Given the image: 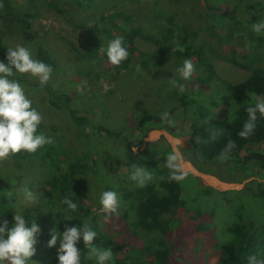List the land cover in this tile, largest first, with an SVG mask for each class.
<instances>
[{
	"label": "trees",
	"instance_id": "1",
	"mask_svg": "<svg viewBox=\"0 0 264 264\" xmlns=\"http://www.w3.org/2000/svg\"><path fill=\"white\" fill-rule=\"evenodd\" d=\"M72 1L77 6H89L96 0ZM109 1L112 3L111 0ZM128 2L131 8H126ZM116 9H119V13L115 20H110L108 13L102 11L86 29L92 47L95 49L101 47L105 41L116 38L115 35L124 34L125 37L133 39H144L153 43L157 49L154 56H148L150 59L146 63L134 62L133 72L147 69L146 66L152 58L159 64L164 62L167 69L169 67L176 70L182 66L185 59H191L196 66L193 76L195 78L192 77L190 81L183 80L180 84L184 85V91L177 90L176 95L167 101L163 100V97L156 96L149 88L142 89L139 94L133 93L134 100L131 103H135L132 115L134 130L131 132L130 129L115 130L103 124L94 127L100 135L107 136L113 141L123 142L121 148L130 165H140L144 159L154 158L158 152L165 162L158 185L138 188L132 194L130 208L134 215L130 222L132 224L133 221L134 224L131 233L142 242L137 244L125 240L117 242L110 233L103 232L97 222L99 214H95L90 222L87 221L94 210L101 209L100 200L94 193L98 189L94 177L97 173L96 168L93 163L88 162V159L92 158L90 152H93L89 128L94 122L86 113L89 111L97 114L98 109L94 106H91L90 110L84 109L77 101V94L68 90L58 91L51 81L41 87L38 78L30 74L17 73L11 77L23 86L34 108L35 102L43 99L46 105H50L53 109L65 111L69 120L78 127L79 136L85 137V140H79L85 146L82 149L70 144L66 136L57 138L40 124L38 133L43 132L46 136L52 137L55 143L45 145L35 153L21 151L12 155L15 159L36 165L43 177L40 182L44 187L48 206L27 208L23 214L27 227H30L33 221L40 229L42 223L48 224L49 231L46 233L42 231L47 239L43 237L42 232L37 236L35 254L45 253L50 256L53 264H59L57 258L59 240L56 246L48 247L47 242L51 239L49 233L53 231L59 237L66 226L83 227L86 223L97 233L93 245L112 250L114 259L107 264H176L173 257V238L174 230L179 224L174 219V213L181 207L188 209L183 205V201L190 204L201 197V194L195 197L199 192L196 188L190 187L191 182L197 183L200 189L207 187H204L193 173L184 172L178 162L179 171L185 174L184 179L190 180L189 185H185L187 182L183 183L185 180L177 182L169 179L170 169L166 166V158L173 153V150L165 138L149 142L145 149L132 151L154 128H166L174 135H192L185 158L202 171H210L211 164L227 163L226 167L229 171H232L229 167L234 166L238 170L252 174V166L257 164L262 170L258 169V174L264 173V149L253 148L264 143V117L257 113L256 128L247 139L238 135L248 119L246 109L254 106L259 96L264 95V63L260 61L264 56L258 60L257 65L246 78L232 82L218 75L206 53L209 43L213 44V40L218 38L223 39L219 37L220 35L228 40L231 34L229 30L238 25L239 20L230 13L233 9H230V6L225 7L221 0H116L114 10ZM19 13L23 16L19 21L26 25L23 35L27 39V47L32 50L33 58L51 65L53 72L58 70L60 63L53 50L28 30L29 24L26 18L33 15L32 11L21 9ZM70 21L78 25L72 19ZM208 28L214 29L215 33V35L212 33L211 41L206 36ZM253 34L257 33L253 32ZM226 40L224 42L222 40L225 45ZM8 47L15 46L0 38V61L5 63H7ZM256 50L259 48L254 51ZM244 58L239 54H233L230 60L239 67L247 69L248 63ZM149 72L151 75L155 73ZM140 77L137 76L136 79H141ZM191 81H196V84ZM147 82L145 78L142 86L148 87L149 84H145ZM204 85L208 86V90L203 89ZM158 91L162 95L170 93L169 90L158 89ZM148 96H153L154 100H147ZM160 100H163V104L160 102L155 105V101ZM146 103L151 104L147 107L143 106ZM217 105L224 107L219 108ZM104 107H107L106 104L99 105L100 109ZM165 111L169 113V117L167 120H162L161 114ZM213 134L216 135L215 140L210 139ZM197 136L200 137L199 143L196 142ZM137 137L138 141H135ZM229 139L235 141L236 148L230 153V159L222 162L218 156ZM157 143L163 144L165 149L162 150ZM244 150L247 153L242 156L241 152ZM152 154L155 156H151ZM214 171L221 172L219 166ZM233 193H239L241 200L231 207L234 202ZM221 196L224 198L222 197L220 203L215 204L218 206L215 207L217 210L211 209L212 211L209 212L214 220H217L216 217L222 214L221 211L225 213L229 209L232 219L229 236L225 241L216 244L219 250L217 264H249V256L255 255L257 259L264 257V244L261 240L264 233V180H252L244 189L224 191L221 192ZM66 197L77 203L76 211H72L63 203ZM188 197L192 198L190 202ZM203 203L208 210L210 199H205ZM200 209L197 210L199 214L202 213ZM15 214L17 209L13 185L6 175L0 172V220L7 219L11 227ZM65 217H69L70 220ZM197 227L202 228V225ZM77 247L81 250V264H97L95 258L88 259V249L85 248L82 237ZM187 263L194 264L191 259Z\"/></svg>",
	"mask_w": 264,
	"mask_h": 264
},
{
	"label": "rangeland",
	"instance_id": "2",
	"mask_svg": "<svg viewBox=\"0 0 264 264\" xmlns=\"http://www.w3.org/2000/svg\"><path fill=\"white\" fill-rule=\"evenodd\" d=\"M111 1L112 3L109 0H96L89 6H77L72 0H0V38L12 46L17 44L27 46V39L23 35L26 25L19 21L23 18L19 12L21 9L32 11L33 15L26 18L29 24L28 30L32 31L39 40L53 50L60 63L59 69L52 73L50 81L56 85L58 91L68 90L77 94V101L84 109L90 110L91 106L98 109L97 114L86 112L87 116L94 122L89 128L93 152H90L92 158L88 159L90 164L95 165L97 172L94 177L98 189L94 193L100 200L104 191L117 192L120 207L117 213L109 214L104 211L99 202L100 211L94 210L87 221L90 222L95 214H99L97 220L99 228L105 233H110L115 241L122 242L125 240L140 244L142 243L141 240L131 233L134 222L132 221L131 224L130 221L133 219L134 213L130 205L132 204V194L141 187L130 178L133 169L121 148L123 142L113 141L107 136L100 135L94 127L97 124H103L115 130L130 129L131 132L134 130L132 115L135 103H131L134 100L133 93L139 94L142 89L149 88L150 91H154L156 96L163 97V100L167 101L170 97H174L179 90L170 83V78L175 79L178 84L183 82V79L178 75L176 69H170L168 66L167 69L164 62L159 64L154 58L146 66L147 69L133 72L134 62L146 63L150 59L148 56H154L157 48L147 40L125 37L124 34L118 35L124 37L125 46L129 51L128 58L119 66H113L107 60V46L112 39L105 41L101 47L96 49L91 46L86 29L93 19L102 11L108 13L110 20H115L118 16L119 9L114 10L116 0ZM221 2L225 4V7L230 6V9H233L230 13L237 17L239 23L229 30L231 34L228 40L222 35L219 37L223 39L213 40L214 29L208 28L206 36L214 43H209L206 47L207 58L212 62L221 78L238 82L246 78L251 73L252 68L257 65L258 60L264 56V32L262 35L253 34L254 31L251 27L253 23L264 21V0H221ZM129 6H131L130 2L126 4V8H131ZM71 19L78 25H74L70 21ZM233 31L234 33H232ZM115 36L117 37V35ZM222 40L223 42L226 40L227 44H223ZM257 48L259 50L254 51ZM233 54L244 56L248 68H241L232 62L230 58ZM260 61L264 63V59ZM149 71L155 73L151 75ZM137 76H141V79H136ZM145 78L148 81L145 83L146 85L149 84L148 87L142 86ZM191 83L196 84V81H191ZM158 89L169 90L170 93L169 95H162ZM203 89L208 90V86L204 85ZM259 97H264V95ZM147 100H154V97L148 96ZM163 100L155 101V105L160 104V102L163 104ZM151 103L143 104V106L147 107ZM100 104H106L107 107L100 109ZM217 107L224 106L217 105ZM35 108L44 117L41 125L46 131L54 134L57 138L66 136L65 138L70 144L82 149L85 148L79 142L80 139L85 140V137L79 136L78 127L69 120L65 111L53 109L50 105H46V101L43 99L35 102ZM149 135L153 137L151 141L147 138ZM185 135L189 134L174 135L166 128H154L149 131L145 138L140 140L135 148L136 150L145 149L149 142H156L165 138L170 143L172 150L181 154L178 163L182 170L193 173L198 177L200 183L207 187L200 189L197 187V183L191 182L190 187L196 188L199 192H195L198 193L195 197L200 194L201 197L198 198L199 200H193L190 204L183 201V205L188 209L181 207L174 213V219L179 225L174 230L173 257L176 264H188L190 259L194 264H217L219 250L216 244L225 241L229 236L232 217L231 211L227 209L225 213L221 211L222 214H219L216 217L217 220H214L215 218L209 211L211 209L217 210L215 207L218 206L215 204L220 203V199L223 197L221 192L244 189L252 180H264V173L258 174V169H261L257 164L252 166V174L238 170L234 166H230L232 171H229L226 167L227 163L211 164L212 169L210 171H202L192 161L185 158L189 143L192 140V138L186 139ZM134 140L138 141V137ZM157 145L162 150L165 149L163 144L157 143ZM253 148L264 149V143ZM246 153L247 151L244 150L241 155L244 156ZM139 166L146 167V171L150 172L153 177L144 187L158 185L165 166L161 153L158 152L154 158L144 159ZM218 166L221 172L214 171ZM0 172L5 174L13 185L17 214L24 217L23 212L27 208L48 206L45 190L40 182L43 177L36 165L25 163L10 155L8 159L0 161ZM12 179L14 180L12 181ZM185 182H187L185 185L188 186L190 180H185L183 183ZM25 187L37 195L38 200L35 204L28 205L25 203L23 191ZM233 198L234 202L231 207L240 202L241 195L233 193ZM190 199L192 198L188 199L189 202ZM205 199H210L208 210L205 203L202 204ZM198 208L202 209L201 214L198 213ZM198 225H202V228H198ZM40 226L41 232L49 231L48 224L42 223ZM43 237H45L44 234ZM261 240L264 244V233ZM49 257L45 253L39 252L27 264H53Z\"/></svg>",
	"mask_w": 264,
	"mask_h": 264
},
{
	"label": "clouds",
	"instance_id": "3",
	"mask_svg": "<svg viewBox=\"0 0 264 264\" xmlns=\"http://www.w3.org/2000/svg\"><path fill=\"white\" fill-rule=\"evenodd\" d=\"M91 26V24H89ZM252 30L260 34L264 32V21L251 24ZM107 60L113 66H119L129 56V51L125 46L123 36L112 39L107 46ZM196 72L193 60L185 59L181 67L177 69L178 75L183 80H191ZM17 73L30 74L38 78L41 87L45 86L51 79L53 68L51 65L41 60L33 58L30 47L17 44L15 47L7 49V63L0 61V161L6 160L10 155L21 151L35 153L45 145L54 144L52 137L46 136L43 132L38 133V127L43 122L44 117L36 108L32 106V101L27 98L25 89L16 79H11ZM170 83L184 91V85L178 84L175 79L170 78ZM56 85H54L55 87ZM248 119L243 125V129L238 133L241 138L247 139L256 128L258 119L257 113L264 117V97H259L254 106L246 109ZM167 111L161 114L162 120H167ZM149 141L153 139L151 135L147 137ZM210 139L215 140L216 135H211ZM196 142H200V137H196ZM236 148L234 140L229 139L220 152L218 159L222 162L230 159V153ZM133 152L136 151L134 147ZM181 154L173 151L166 158V166L170 169V180L177 182L185 178V174L179 171ZM130 178L136 181L139 187H144L153 179L152 174L146 171V167L138 164L132 165ZM24 200L28 205L35 204L37 195L24 188ZM63 203L67 204L72 211L78 209L77 203L65 198ZM100 203L106 213H117L120 207V199L117 192L104 191L100 198ZM70 220L69 217H65ZM14 223L9 226L7 219L0 220V264H27L30 258L36 253L37 236L41 232L38 224L33 221L30 227L26 226V219L15 214ZM97 233L86 223L83 227L66 226V229L58 237L52 231L51 239L47 246L53 247L58 244L57 258L59 264H81V250L77 247L81 237L85 248L88 249V259H96L97 264H107L114 259L110 248L102 249L93 245ZM249 264H264V257L257 259V256L248 257Z\"/></svg>",
	"mask_w": 264,
	"mask_h": 264
},
{
	"label": "water",
	"instance_id": "4",
	"mask_svg": "<svg viewBox=\"0 0 264 264\" xmlns=\"http://www.w3.org/2000/svg\"><path fill=\"white\" fill-rule=\"evenodd\" d=\"M185 138L186 139H190V138H192V135H190V134L189 135H185Z\"/></svg>",
	"mask_w": 264,
	"mask_h": 264
}]
</instances>
